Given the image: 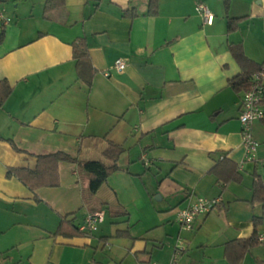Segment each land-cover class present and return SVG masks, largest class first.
I'll list each match as a JSON object with an SVG mask.
<instances>
[{"label": "crops", "instance_id": "1", "mask_svg": "<svg viewBox=\"0 0 264 264\" xmlns=\"http://www.w3.org/2000/svg\"><path fill=\"white\" fill-rule=\"evenodd\" d=\"M45 1H0L9 17L0 25V80L10 86L0 106V262L105 264L106 242L120 237L121 262L168 264L169 244L182 236L176 264H232L227 241L249 237L254 216L264 233V200L252 187L256 177L264 185V119L252 123L258 145L247 159L243 90L228 85L240 72L231 47L253 65L264 61V0H229L226 10L223 0H157L153 15L147 0H63L44 11ZM197 3L212 14L210 24ZM80 38L93 69L89 85L75 70L72 43ZM116 58L126 62L120 73ZM111 143L122 149L119 169L90 193L79 162L102 160ZM57 151L76 160L55 163L54 185L30 189L6 176L9 167L52 164L38 157ZM230 163L239 178L222 183L216 171ZM196 197L221 201L195 216L191 230L176 227L177 209ZM103 208L126 215L103 232L112 218L106 210L89 236L60 227L65 215L78 225ZM237 264H264V242Z\"/></svg>", "mask_w": 264, "mask_h": 264}, {"label": "trees", "instance_id": "2", "mask_svg": "<svg viewBox=\"0 0 264 264\" xmlns=\"http://www.w3.org/2000/svg\"><path fill=\"white\" fill-rule=\"evenodd\" d=\"M62 1L63 0H46L44 3V11H49L50 9L56 8L58 5L62 4ZM228 1L229 0H223L225 10L227 9ZM156 11L157 0H147V13L149 15H153L156 13ZM124 13L128 14L129 16H133L135 14L133 10H126V12ZM234 25L235 19L229 18L227 20V28L231 30L233 29ZM231 51L232 55L240 66V72L228 80V85L235 90L244 91L249 86L251 75L259 69L261 64L253 65L250 59H248L239 49H236L235 47H231ZM72 52L75 60V70L77 77L83 80L87 85H89L91 76L93 74V69L90 65V60L86 51L85 43L81 38L80 40L78 39L72 43ZM9 91L10 86L6 83V81L0 80V106L4 98L8 95ZM121 151L122 149L120 146L111 143L103 150L102 160H86L79 162L80 167L87 174V190L90 193L96 192L99 186L106 180L110 172L119 169V166L117 164V157L121 153ZM41 157L47 159V161L52 162V164H36L34 169L24 167H9L6 170V176L17 177L30 189H33L40 184L54 185V181L53 183H51L50 180H52L55 175V163L58 161L76 160L74 157H71L67 153L61 151H57L45 156H39L38 159H40ZM223 161H225L224 156L220 158L219 163L221 164V162ZM222 173L224 175L221 174V172L216 171L218 180L222 181V183H225L229 180H237L239 178L236 166L232 165V163L226 166L225 172L222 171ZM252 187L254 198L258 200H264V185H262L258 177L253 180ZM103 210H107L106 213L112 218L126 215V212L121 209L115 210L112 208H106L105 210L103 208ZM259 221H261V217L254 216V218H252L253 229L249 237L244 239H233L227 241L224 244V254L228 259H230V262L232 264H237L246 251H248L252 246L260 243L257 239L259 233L256 230V225ZM66 224H68L71 230L70 235L71 233L83 236L90 235L80 232L78 230V225L72 223V218H68L65 215L60 221V227L61 225ZM124 232L125 230L118 229L116 230L115 235Z\"/></svg>", "mask_w": 264, "mask_h": 264}, {"label": "built area", "instance_id": "3", "mask_svg": "<svg viewBox=\"0 0 264 264\" xmlns=\"http://www.w3.org/2000/svg\"><path fill=\"white\" fill-rule=\"evenodd\" d=\"M196 10L200 13L204 23L210 24L212 14L208 8L202 4H196ZM9 17L4 14L0 9V25L8 23ZM126 67V62L122 58H116L112 64L115 72L120 73ZM106 76L109 72H104ZM262 101H264V61H262L259 69L250 77L249 86L242 92L240 99V133L242 138V145L247 159H254V152L258 145V141L252 136V123L255 120L264 119V109H262ZM219 198L206 199V198H188L186 203L177 209L176 222L184 230L192 229V222L195 216L199 214H207L215 206L220 203ZM105 211L103 209H95L88 211L82 221L78 224V230L86 234H92L97 231L99 225L103 222ZM259 242H264V233H259L257 236ZM185 245L181 238L177 239L173 247V255L168 264H176V253L182 252ZM0 264H2L0 262ZM137 264H159L152 260H141Z\"/></svg>", "mask_w": 264, "mask_h": 264}, {"label": "rangeland", "instance_id": "4", "mask_svg": "<svg viewBox=\"0 0 264 264\" xmlns=\"http://www.w3.org/2000/svg\"><path fill=\"white\" fill-rule=\"evenodd\" d=\"M8 2H10V1H7V2H4L3 4H7ZM114 221V218H108L104 223H103V229H104V231L103 232H105L106 231V229L107 230H111L112 229V224H111V222H113ZM176 227L179 225L177 222L176 223H173ZM180 226V225H179ZM98 233V232H97ZM99 234V233H98ZM98 234H96V235H98ZM184 242H185V240L183 239V237L182 236H179ZM177 239H178V236L176 237H174V239H173V242H171L169 245H170V250H171V252H170V254H169V261H170V258L172 257V255H173V247L175 246V244H176V242H177ZM126 241V239H124V238H120V237H111L110 239H109V241H107L106 242V244H105V246H104V248H103V253L106 255V262H105V264H129V262H128V260H125V261H123V262H121V260H120V257H121V254H120V249L119 248H121V244H122V242H125ZM261 245V244H260ZM119 247V248H118ZM162 249H164V247L162 248ZM153 251H154V253L156 252V251H158L157 250V248H153ZM180 253L181 252H178V253H176V259H178V257H179V255H180ZM153 258V257H152ZM152 260H154V258L152 259ZM154 261H157V260H154ZM138 262L136 261L135 262V264H137Z\"/></svg>", "mask_w": 264, "mask_h": 264}, {"label": "water", "instance_id": "5", "mask_svg": "<svg viewBox=\"0 0 264 264\" xmlns=\"http://www.w3.org/2000/svg\"><path fill=\"white\" fill-rule=\"evenodd\" d=\"M1 1V0H0Z\"/></svg>", "mask_w": 264, "mask_h": 264}]
</instances>
